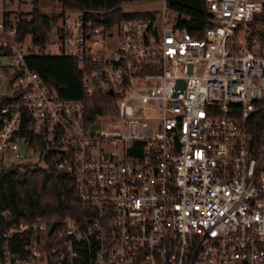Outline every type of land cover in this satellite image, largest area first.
<instances>
[{"label": "built area", "instance_id": "built-area-1", "mask_svg": "<svg viewBox=\"0 0 264 264\" xmlns=\"http://www.w3.org/2000/svg\"><path fill=\"white\" fill-rule=\"evenodd\" d=\"M206 3L208 27L172 21L167 3L111 28L69 10L45 45L0 21V160L72 174L93 208L52 231L3 211L0 264H264V0ZM34 54L77 60L113 111L90 121L28 67Z\"/></svg>", "mask_w": 264, "mask_h": 264}, {"label": "trees", "instance_id": "trees-1", "mask_svg": "<svg viewBox=\"0 0 264 264\" xmlns=\"http://www.w3.org/2000/svg\"><path fill=\"white\" fill-rule=\"evenodd\" d=\"M61 11L57 15L41 12L42 0H30L31 9L20 11L12 19L16 25V39L23 41L29 35L35 44L45 45L54 28L58 27L62 16L69 10H83L87 19L94 25L113 27L126 18L154 16L157 10L126 11V0H57ZM170 6H178L182 11L197 13L200 25L211 26L206 0H165ZM3 18H10V13L3 10ZM256 35L264 38V10L255 16L252 22ZM29 68L38 72L46 84L66 99L82 98L85 101L88 119L91 121L115 105L113 95L95 92L87 95L84 84V69L79 62L65 56L30 55L25 58ZM3 211L12 220L42 217L50 224L55 219L72 216L83 219L93 211L85 203L76 189L72 174L55 169L52 165L42 166L31 163L12 164L0 160V247L2 231L7 223ZM83 264H94L90 255Z\"/></svg>", "mask_w": 264, "mask_h": 264}, {"label": "rangeland", "instance_id": "rangeland-1", "mask_svg": "<svg viewBox=\"0 0 264 264\" xmlns=\"http://www.w3.org/2000/svg\"><path fill=\"white\" fill-rule=\"evenodd\" d=\"M12 4L10 6L3 7V0H0V21L3 19V10H7L10 13V18L14 19L15 14L20 11H28L31 9V3L30 0H12ZM165 0H126L123 3V8L126 11H134V10H157V11H165L168 10V6L165 5ZM167 7H165V6ZM171 10L173 12V15H168V18L172 21L175 19H182L185 22H193V23H199V19L197 18V13L194 11H182L181 8H178V6H170ZM61 11V6L57 0H42L41 2V12L48 14V15H57ZM56 30H53L50 34L51 39L56 38ZM27 42L30 40V36H26ZM105 127L108 130L112 129L111 125H105ZM34 159V158H31ZM17 160L21 163L23 162H33V160H30L27 157H18ZM45 163L43 161L39 162V165H44ZM37 165V164H36ZM124 264H131V263H124Z\"/></svg>", "mask_w": 264, "mask_h": 264}, {"label": "water", "instance_id": "water-1", "mask_svg": "<svg viewBox=\"0 0 264 264\" xmlns=\"http://www.w3.org/2000/svg\"><path fill=\"white\" fill-rule=\"evenodd\" d=\"M3 60H4V59H3ZM5 85H6V83L4 82V83L2 84L1 90H4V89H5ZM20 150H21L22 152H24V150H25L24 145H21ZM59 222H60L59 219H55V220H53L52 223H51V225H50V230L52 231L53 228H54Z\"/></svg>", "mask_w": 264, "mask_h": 264}, {"label": "crops", "instance_id": "crops-1", "mask_svg": "<svg viewBox=\"0 0 264 264\" xmlns=\"http://www.w3.org/2000/svg\"><path fill=\"white\" fill-rule=\"evenodd\" d=\"M176 23H179V24H185V25H188V26L194 27V24H193V23L185 22V21L182 20V19H178V20L176 21Z\"/></svg>", "mask_w": 264, "mask_h": 264}]
</instances>
